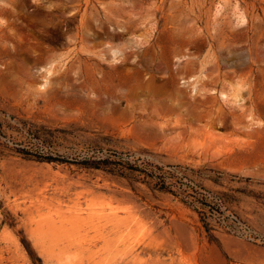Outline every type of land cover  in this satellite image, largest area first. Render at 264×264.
Returning a JSON list of instances; mask_svg holds the SVG:
<instances>
[{"label": "rangeland", "instance_id": "rangeland-1", "mask_svg": "<svg viewBox=\"0 0 264 264\" xmlns=\"http://www.w3.org/2000/svg\"><path fill=\"white\" fill-rule=\"evenodd\" d=\"M0 264H264V0H0Z\"/></svg>", "mask_w": 264, "mask_h": 264}, {"label": "bare ground", "instance_id": "bare-ground-1", "mask_svg": "<svg viewBox=\"0 0 264 264\" xmlns=\"http://www.w3.org/2000/svg\"><path fill=\"white\" fill-rule=\"evenodd\" d=\"M65 71H66V68H64V72L63 73H65Z\"/></svg>", "mask_w": 264, "mask_h": 264}]
</instances>
